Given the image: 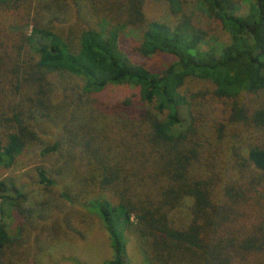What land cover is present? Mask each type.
Returning <instances> with one entry per match:
<instances>
[{
    "label": "trees",
    "instance_id": "obj_1",
    "mask_svg": "<svg viewBox=\"0 0 264 264\" xmlns=\"http://www.w3.org/2000/svg\"><path fill=\"white\" fill-rule=\"evenodd\" d=\"M125 1L114 2L126 18L86 26L74 48L59 30L65 18L55 0H0L20 15L11 37L0 34V166L41 159L37 183L101 221L112 248L105 264H131V240L151 264H264V0H248L245 14L239 0H200L175 24L146 23L137 50L173 56L162 69L123 48L125 30L144 23L142 0ZM83 11L99 13L80 8L79 18ZM218 25L226 44L212 36ZM57 74L83 84L51 80ZM190 78L210 81L223 102L207 112L218 113L212 124L193 115L183 90ZM122 84L140 90L113 102L96 96ZM44 136L55 140L44 145ZM28 195L0 179V264H11L14 212L44 219L52 202L27 207Z\"/></svg>",
    "mask_w": 264,
    "mask_h": 264
},
{
    "label": "rangeland",
    "instance_id": "obj_2",
    "mask_svg": "<svg viewBox=\"0 0 264 264\" xmlns=\"http://www.w3.org/2000/svg\"><path fill=\"white\" fill-rule=\"evenodd\" d=\"M34 3L40 0H33ZM54 4L57 13L65 18V21L59 23V30L64 37H67L72 46L76 43L78 46V35L87 26L105 27L110 19H122L128 16L127 12L122 10L115 0H96L91 4L88 0H79L80 8H90L97 10L98 14H90L86 11L80 15L86 16L79 18L78 7L73 0H65V2ZM200 0H181L183 9L174 11L172 5L167 0H142V15L144 23L140 25L130 26L121 36V44L123 48L131 55L134 60L146 61L155 69H162L169 65L175 58L168 54H156L151 57H143L137 50L140 44V36L142 34L141 27L152 21H162L169 24H175L183 15L193 12ZM241 2L240 13L245 14L249 10L248 0H239ZM128 5L132 3L125 1ZM60 8V10L58 9ZM62 9V11H61ZM92 15V17H90ZM20 17L19 12L14 10H4L0 7V34H7L11 27L13 19ZM32 32V27L28 29ZM11 37V34H7ZM219 39L221 43H228L230 35L222 30V26L218 25L212 33ZM74 46V48H77ZM65 77V79H64ZM68 79L66 75L57 74L51 80H66L67 83H75L76 81L83 84L81 79L71 77ZM140 85L122 84L110 86L104 92L96 95L101 101H118L132 92H139ZM183 90L192 99L195 104L193 115L205 118L207 115V123L212 124V117L218 115L217 112L208 116L209 111L219 108L223 102L215 94L213 84L208 80L198 78H190L186 81ZM259 96V95H258ZM256 97V98H255ZM60 97L56 95L55 100ZM247 100L259 102L257 95H252ZM181 114L189 124L192 121L188 106L181 109ZM48 128L47 123H43ZM46 128V130H47ZM44 145L53 143L55 138L44 136ZM43 146V144H42ZM47 164L53 163V160L47 157ZM41 159H32L21 157L12 168L0 166V179H12L18 181V184L29 193V199L23 204L34 206L36 201L46 198L52 199L50 207L45 212L44 219H37L34 216L32 221L29 214L14 212L9 219L10 233L14 242L7 249L5 259L11 264H105V261L111 257L112 248L110 240L106 234L99 218L80 205H72L67 200L59 196V189L53 187L52 191H47L38 184L36 166ZM51 161V162H50ZM44 164V163H43ZM46 164V163H45ZM55 168H63V163H58ZM64 174V173H63ZM62 174V175H63ZM66 185L62 184V187ZM129 261L131 264H151L144 256L142 248L131 240L128 245Z\"/></svg>",
    "mask_w": 264,
    "mask_h": 264
}]
</instances>
